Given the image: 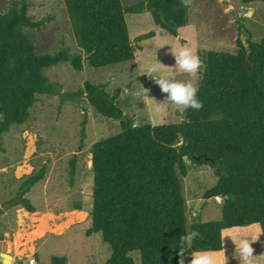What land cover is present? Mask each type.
<instances>
[{"label": "trees", "instance_id": "obj_1", "mask_svg": "<svg viewBox=\"0 0 264 264\" xmlns=\"http://www.w3.org/2000/svg\"><path fill=\"white\" fill-rule=\"evenodd\" d=\"M63 3L81 54L66 48L37 54L23 31L39 28L42 21H32L25 1L0 14V139L12 126L27 121L37 94L59 92V85L50 82L43 69L69 63L81 71L83 59L93 68L133 60L141 49L138 43L155 33L142 34L133 44L125 14L147 11L154 25L173 37L187 23L188 7L180 0H145L128 7L120 0ZM196 55L205 65L197 84L203 108L181 113L178 123L134 126L101 84L86 82L69 95H85L99 115L121 123L119 133L91 147V223L85 235L99 233L109 245L111 255L104 264H134L132 252L138 253L140 264H179V237L191 231L201 236L185 256L197 250H221V231L226 228L257 223L264 240V40L252 42L250 35L248 56L239 36L234 53L203 50ZM85 123L86 118L82 138ZM185 158L214 170L217 181L203 198L222 199L219 220L187 223L181 184L187 174ZM45 174L43 166L22 181L16 205L35 211L24 196ZM66 261L52 257L51 264Z\"/></svg>", "mask_w": 264, "mask_h": 264}, {"label": "rangeland", "instance_id": "obj_2", "mask_svg": "<svg viewBox=\"0 0 264 264\" xmlns=\"http://www.w3.org/2000/svg\"><path fill=\"white\" fill-rule=\"evenodd\" d=\"M22 1L28 5L27 14L32 21H42L39 28L23 31L37 54H54L63 48L81 54L63 0H0V14ZM140 1L145 0H120L124 7ZM248 9L253 10L251 18L244 15ZM231 10L237 13L252 42L264 40V1L243 4L240 0H192L187 23L178 29L177 37L156 27L147 11L125 14L133 44L142 34L155 33L154 37L138 43L141 49L135 51L131 61L93 68L83 59L81 71L74 70L69 63L43 69V75L59 85V92L37 94L27 121L12 126L0 139L3 148L0 151V252L19 259L21 264L29 260L51 264L52 257H65L66 264H104L108 260L111 250L101 235H85L91 223V147L119 133L121 123L99 115L85 95L73 98L69 95L83 89L86 82L101 84L107 93L115 96L123 118L131 120L134 126L180 122L181 112L170 105L156 110L163 96L154 80L161 75L177 81L190 79L188 74L170 67L174 61L169 49L178 51L188 46L194 54L203 50L234 53L240 24ZM156 65L159 71L149 74V69ZM194 82L198 84V79ZM134 93L140 96L134 99ZM184 163L187 174L181 184L187 223L219 220L222 199L203 198L204 192L217 181L214 170L207 165L196 166L186 158ZM43 166L44 179L24 196L35 208L29 213L12 201L17 198L22 181ZM130 256L134 264H140L137 252Z\"/></svg>", "mask_w": 264, "mask_h": 264}, {"label": "clouds", "instance_id": "obj_3", "mask_svg": "<svg viewBox=\"0 0 264 264\" xmlns=\"http://www.w3.org/2000/svg\"><path fill=\"white\" fill-rule=\"evenodd\" d=\"M184 7H189L192 0H180ZM252 9H248L244 15L251 18ZM169 55L172 56L174 63L172 68L177 69L181 73H186L190 77L189 80L177 81L172 80L164 75L155 79V84L159 87L163 99L157 103V111L161 110L162 105H170L181 113H185L188 109L199 111L203 108V103L197 98L198 85L194 82L199 78V73L205 67L200 57L192 51L188 46L181 47L178 51L169 49ZM159 66H153L149 69V74L158 72ZM134 99L140 96V93L133 94ZM197 231H191L179 237V264H220L218 253L210 250H197L190 252L185 256V250L190 248L192 242L200 237ZM235 244L234 258L239 264H259L258 257L254 255L255 249L252 247L253 242L247 238L236 237L231 239Z\"/></svg>", "mask_w": 264, "mask_h": 264}, {"label": "crops", "instance_id": "obj_4", "mask_svg": "<svg viewBox=\"0 0 264 264\" xmlns=\"http://www.w3.org/2000/svg\"><path fill=\"white\" fill-rule=\"evenodd\" d=\"M216 198L218 199V197ZM236 237H243L251 240L253 242L252 247L255 249L254 255L261 254V256L258 257L259 264H264V240L260 226L257 223L241 227L226 228L221 231V250L214 251L219 254L218 260L220 264H239L234 258L235 244L231 240Z\"/></svg>", "mask_w": 264, "mask_h": 264}, {"label": "water", "instance_id": "obj_5", "mask_svg": "<svg viewBox=\"0 0 264 264\" xmlns=\"http://www.w3.org/2000/svg\"><path fill=\"white\" fill-rule=\"evenodd\" d=\"M231 13L233 14L234 20L238 21L240 24L239 39L246 50V56H248V42L250 39V33L243 27L242 21L239 20L237 13L232 10H231ZM19 199L20 197H18L14 203L18 202ZM10 261H12V264H21L19 259H13L11 255L0 252V264H9Z\"/></svg>", "mask_w": 264, "mask_h": 264}, {"label": "built area", "instance_id": "obj_6", "mask_svg": "<svg viewBox=\"0 0 264 264\" xmlns=\"http://www.w3.org/2000/svg\"><path fill=\"white\" fill-rule=\"evenodd\" d=\"M27 264H37V263L34 262V260H29V262Z\"/></svg>", "mask_w": 264, "mask_h": 264}, {"label": "bare ground", "instance_id": "obj_7", "mask_svg": "<svg viewBox=\"0 0 264 264\" xmlns=\"http://www.w3.org/2000/svg\"><path fill=\"white\" fill-rule=\"evenodd\" d=\"M11 263V261L9 262V264Z\"/></svg>", "mask_w": 264, "mask_h": 264}]
</instances>
